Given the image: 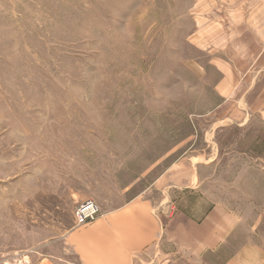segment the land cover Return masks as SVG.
Listing matches in <instances>:
<instances>
[{
    "label": "rangeland",
    "instance_id": "374dc122",
    "mask_svg": "<svg viewBox=\"0 0 264 264\" xmlns=\"http://www.w3.org/2000/svg\"><path fill=\"white\" fill-rule=\"evenodd\" d=\"M224 2L0 0V264L77 262L63 239L77 204L94 200L98 217L137 196L158 207L163 178L195 162L209 163L201 188L211 195L214 177L244 225L216 260L154 262L264 264L263 178L232 181L238 165L262 163L250 154L264 153L263 127L227 123L233 104L216 89Z\"/></svg>",
    "mask_w": 264,
    "mask_h": 264
},
{
    "label": "crops",
    "instance_id": "0c3cea01",
    "mask_svg": "<svg viewBox=\"0 0 264 264\" xmlns=\"http://www.w3.org/2000/svg\"><path fill=\"white\" fill-rule=\"evenodd\" d=\"M224 3L227 4V27L217 21L213 25L215 29L228 30V54L224 59L228 64L221 68L223 78L216 88L223 97L220 106L223 102L233 104L234 110L229 113L227 123L254 130L250 127L254 121L264 132V0H225ZM208 11L204 9L203 12ZM243 109L252 113L257 110L260 116H249ZM223 123L220 124L226 125ZM250 156L263 158L262 163L252 165L246 161L238 165L232 180L234 184L243 181L251 186L261 177L264 182V153ZM208 164L195 162L194 172L192 169L183 172L180 168L166 175L163 181L170 178L172 183L164 181L160 212H157L159 206L137 196L120 207L103 212L95 220L71 227L63 239L77 262L67 263L156 264L158 256L163 259L183 252L201 262L221 257L242 229L244 217L215 198L216 190L222 188L214 177L212 189L215 193L207 194L201 188L206 178L200 169ZM168 202H172L175 209L167 214L163 206ZM243 251L249 253L251 249ZM233 262L235 257H227L226 264H235Z\"/></svg>",
    "mask_w": 264,
    "mask_h": 264
},
{
    "label": "built area",
    "instance_id": "2783aa9c",
    "mask_svg": "<svg viewBox=\"0 0 264 264\" xmlns=\"http://www.w3.org/2000/svg\"><path fill=\"white\" fill-rule=\"evenodd\" d=\"M100 214V206L92 199L80 202L76 205L73 216L77 225H83L95 220Z\"/></svg>",
    "mask_w": 264,
    "mask_h": 264
}]
</instances>
